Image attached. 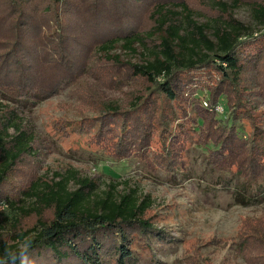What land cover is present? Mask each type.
I'll return each instance as SVG.
<instances>
[{"label":"trees","instance_id":"trees-1","mask_svg":"<svg viewBox=\"0 0 264 264\" xmlns=\"http://www.w3.org/2000/svg\"><path fill=\"white\" fill-rule=\"evenodd\" d=\"M151 3L152 26L142 32L128 0H0V205L14 212L0 215V264H21L22 254L33 264H163L155 246L169 245V234L147 218L151 196L127 181L121 193L120 183L101 191L72 168L25 186L10 181L36 143L19 107L65 86L85 94L88 77L129 101H97V121H83L110 158L172 177L192 138L214 170L240 179L237 204L264 190V113L245 100L254 89L249 67L264 98V0L246 1L255 31L220 2V15L205 24L194 20L190 0ZM120 43L142 49L145 62L111 54ZM235 242L246 263L264 258V219H244Z\"/></svg>","mask_w":264,"mask_h":264},{"label":"rangeland","instance_id":"rangeland-1","mask_svg":"<svg viewBox=\"0 0 264 264\" xmlns=\"http://www.w3.org/2000/svg\"><path fill=\"white\" fill-rule=\"evenodd\" d=\"M128 1L135 3V20L141 31H149L152 26L150 0ZM240 1L241 5L237 6L233 0H190L197 23L205 24L209 19L218 17L220 13L215 5L220 2L228 6L229 14L235 19L257 30L246 5L247 0ZM111 54L134 64L145 62L143 50L139 47L132 52L120 43ZM247 79L254 89L245 100L256 107L261 116L264 113V98L258 94L260 81L255 67L248 68ZM84 80L93 96L87 97L89 92H74L65 86L47 100L19 107L18 113L35 134L36 143L32 154L19 165L20 176L10 181L15 186H25L39 177L52 179L56 173L68 168L77 169L95 180L101 191L109 190V185L113 183H120L118 192L121 193L126 190L124 182L127 181L130 187H138L144 195L151 196L153 205L147 218L169 234V245L155 246L163 264H264V258L246 263L234 250L242 221L246 218L264 219V190H260L248 206L237 204L235 195L240 179L214 170L207 161L206 149L195 145L192 138L187 158L172 177L159 170L156 175L147 173L133 159L110 158L96 143L97 134L87 129L83 121H97L94 111L97 101L109 98L124 106L129 101L123 95L125 91L112 93L92 77ZM199 97L203 99L204 108L207 109L204 101L210 107L204 94L200 93ZM223 104L224 101L215 107V111L218 107L222 109L216 111L219 115L225 112ZM246 129L249 130V127L246 126ZM0 213L1 217L7 218L14 214L6 211L2 204Z\"/></svg>","mask_w":264,"mask_h":264},{"label":"clouds","instance_id":"clouds-1","mask_svg":"<svg viewBox=\"0 0 264 264\" xmlns=\"http://www.w3.org/2000/svg\"><path fill=\"white\" fill-rule=\"evenodd\" d=\"M21 264H33L31 260H29L28 256L25 254L21 255Z\"/></svg>","mask_w":264,"mask_h":264},{"label":"built area","instance_id":"built-area-1","mask_svg":"<svg viewBox=\"0 0 264 264\" xmlns=\"http://www.w3.org/2000/svg\"><path fill=\"white\" fill-rule=\"evenodd\" d=\"M204 105H205L207 108L209 107V105H208L207 101H206V102L204 101ZM220 110L222 111V109H220L219 107H218V108H216V111H217V112H218V111H220Z\"/></svg>","mask_w":264,"mask_h":264}]
</instances>
